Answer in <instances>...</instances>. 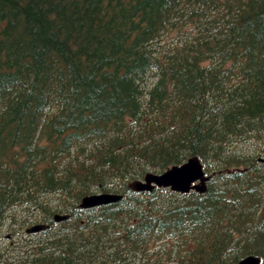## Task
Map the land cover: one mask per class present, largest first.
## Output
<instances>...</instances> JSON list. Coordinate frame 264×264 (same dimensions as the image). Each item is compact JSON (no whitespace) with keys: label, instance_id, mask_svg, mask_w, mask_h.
Returning a JSON list of instances; mask_svg holds the SVG:
<instances>
[{"label":"trees","instance_id":"16d2710c","mask_svg":"<svg viewBox=\"0 0 264 264\" xmlns=\"http://www.w3.org/2000/svg\"><path fill=\"white\" fill-rule=\"evenodd\" d=\"M259 139L264 0H0V264H264Z\"/></svg>","mask_w":264,"mask_h":264},{"label":"water","instance_id":"95a60500","mask_svg":"<svg viewBox=\"0 0 264 264\" xmlns=\"http://www.w3.org/2000/svg\"><path fill=\"white\" fill-rule=\"evenodd\" d=\"M258 162L264 164V153L258 158ZM210 176L206 175L203 165L197 157H190L181 165L172 166L161 174L146 173L140 180H134L127 184L128 189L133 192H152L154 189H169L178 194H187L194 191L202 194L206 191V185ZM121 199V195L111 193L91 194L83 197L78 205L80 209H90L97 206L114 204ZM67 215L55 214L53 221L58 223L65 221ZM44 224H34L27 228V234H35L47 229ZM235 264H260L256 256H247Z\"/></svg>","mask_w":264,"mask_h":264},{"label":"rangeland","instance_id":"374dc122","mask_svg":"<svg viewBox=\"0 0 264 264\" xmlns=\"http://www.w3.org/2000/svg\"><path fill=\"white\" fill-rule=\"evenodd\" d=\"M259 140H261V141H259V143H258L259 146H260V148H264V140H262V139H259ZM251 145L254 146V143H251ZM238 146H240V144H238ZM238 146H237V147H238ZM254 148L257 149V148H259V147H258V146H255ZM255 149H253V150H255ZM233 150H234V148H233ZM236 150H237V149H236ZM242 150L250 151V150H252V149L248 146V143H245V146L242 147V149H238L239 152H241ZM238 151H237V152H238ZM263 152H264V151H263ZM263 152L261 151V152H259L258 154H262ZM3 231H4V236L6 237L7 234H9V233L7 232V228L4 227V228H3ZM19 238H21V237L19 236ZM3 243H6V242L3 241Z\"/></svg>","mask_w":264,"mask_h":264},{"label":"flooded vegetation","instance_id":"af4514ba","mask_svg":"<svg viewBox=\"0 0 264 264\" xmlns=\"http://www.w3.org/2000/svg\"><path fill=\"white\" fill-rule=\"evenodd\" d=\"M8 238V237H7Z\"/></svg>","mask_w":264,"mask_h":264}]
</instances>
